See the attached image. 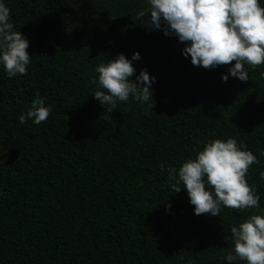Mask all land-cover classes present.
Listing matches in <instances>:
<instances>
[{"label":"trees","instance_id":"1","mask_svg":"<svg viewBox=\"0 0 264 264\" xmlns=\"http://www.w3.org/2000/svg\"><path fill=\"white\" fill-rule=\"evenodd\" d=\"M2 2L31 63L11 78L0 65V264H228L231 227L264 214V65H246L247 82L221 79L233 64L193 66L175 35L137 19L147 0ZM133 53L129 79L155 78V107L130 96L110 111L95 69ZM36 93L51 114L21 124ZM228 138L259 160L246 179L260 209L198 216L168 168Z\"/></svg>","mask_w":264,"mask_h":264},{"label":"clouds","instance_id":"2","mask_svg":"<svg viewBox=\"0 0 264 264\" xmlns=\"http://www.w3.org/2000/svg\"><path fill=\"white\" fill-rule=\"evenodd\" d=\"M147 3L150 14L140 11L137 19L144 20L148 30L175 35L186 45L182 55L190 56L193 66L212 69L233 64L228 75L221 79L226 82L230 75L247 82L245 66L255 69L264 65V7L259 0H147ZM28 47V40L10 22V9L0 0V65L10 78L27 74L31 63ZM139 59V53H133L131 60L119 54L107 64L97 66L98 87L102 90L95 91L93 97L104 108L107 105L110 111L114 110L118 101L127 102L131 96L152 112L155 102L150 86L155 78L141 70L136 82L129 79L135 74L132 61ZM51 111L36 93L30 109L18 119L21 124L32 119L40 125ZM245 149L246 145H238L235 138L206 143L195 159L182 163L178 172L174 167L168 168L173 192L178 193L181 190L178 185L182 184L198 216H219L222 208L259 211V196L246 179L249 168L259 160ZM261 175L264 177V173ZM230 232L234 254L225 257L228 264L238 260L264 264V214L250 215L238 227H231Z\"/></svg>","mask_w":264,"mask_h":264}]
</instances>
